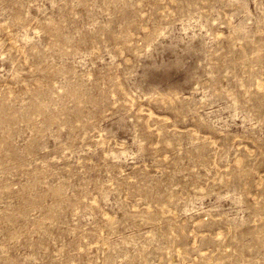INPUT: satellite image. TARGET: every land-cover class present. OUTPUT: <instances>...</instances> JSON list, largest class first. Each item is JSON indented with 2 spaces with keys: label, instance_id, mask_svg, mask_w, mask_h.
Here are the masks:
<instances>
[{
  "label": "rangeland",
  "instance_id": "obj_1",
  "mask_svg": "<svg viewBox=\"0 0 264 264\" xmlns=\"http://www.w3.org/2000/svg\"><path fill=\"white\" fill-rule=\"evenodd\" d=\"M0 264H264V0H0Z\"/></svg>",
  "mask_w": 264,
  "mask_h": 264
}]
</instances>
